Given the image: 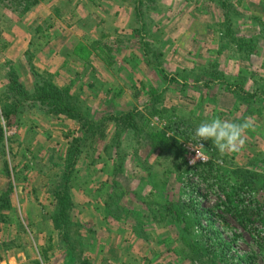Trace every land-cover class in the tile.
I'll return each instance as SVG.
<instances>
[{"label": "rangeland", "instance_id": "374dc122", "mask_svg": "<svg viewBox=\"0 0 264 264\" xmlns=\"http://www.w3.org/2000/svg\"><path fill=\"white\" fill-rule=\"evenodd\" d=\"M229 1L234 13L208 0H157L161 13L151 15L158 26L154 29L158 48L163 51L168 77L177 76L178 83L165 82L163 75L144 63L140 38L132 34L137 25L128 0H45L24 14L15 5L0 1V93L8 85L10 67H15L22 82L32 89V67L57 75L60 87L70 86L71 94L91 111L92 118L133 107L149 116L147 124L139 123V134L125 132L119 137L118 152L125 164L115 178L124 187L119 201L133 212L130 217L125 218L121 211L120 219L108 218L107 193H103L104 186L101 190L108 182L111 192L114 180L109 173H113L115 161L107 158L105 151V138L114 134V124L107 125L103 137L88 144L78 158L71 188L75 221L96 240L81 263L67 257L61 246L50 219L54 200L49 192L57 187L55 180L61 179L72 139L81 134L79 124L32 107L18 124L6 129V150L0 152V195L13 186V204L5 212L10 221L0 225V264H192L196 260L193 238L197 235L189 239L191 243L185 242L174 226L150 223L144 215L143 239L134 231V219L142 216L144 204L155 192L150 179L158 185L165 183L167 203L194 199L203 210H211L225 197L217 186L212 188L210 182L193 174L198 167L214 162V167L229 172L242 167L264 173V113L263 117L252 113L253 107L249 110L234 93L235 87L228 84L242 83L245 90L252 91L264 82V0ZM234 37L254 38L256 53L240 55ZM94 42H100L99 50L91 49ZM26 52L33 55L32 60ZM100 52L103 55H98ZM97 56L106 57L113 65L104 64ZM88 60L91 65H85ZM215 63L227 81L207 85L202 66L209 68ZM90 83L94 86L89 87ZM151 88L163 93L160 110L176 111L163 118L151 116L146 108ZM216 117L251 122L244 146L223 155L216 149L214 157L208 151L211 145L202 141L206 160L193 161V130L201 121ZM168 122L175 123L177 130L165 129ZM164 136L176 138L185 147L183 158L166 142L162 144ZM222 210L218 214L226 223L217 220L207 229V213L201 218L202 227L193 226L194 231L203 232L215 243L223 240L231 244L226 264H241L255 253L258 258L253 264H264L251 231Z\"/></svg>", "mask_w": 264, "mask_h": 264}, {"label": "trees", "instance_id": "16d2710c", "mask_svg": "<svg viewBox=\"0 0 264 264\" xmlns=\"http://www.w3.org/2000/svg\"><path fill=\"white\" fill-rule=\"evenodd\" d=\"M0 1L8 3L12 7L15 5V9H21L24 14L43 3L45 0ZM128 1L130 2V7L133 9V15L137 25V27L133 28L132 34L133 37L140 38L138 43L143 49L142 56L144 63L153 71L155 70L157 73L163 75V80L165 82L170 80L169 82L171 83H178L176 80L177 76L168 77V72L164 69V61L162 60L163 51L158 48L159 38L156 37L157 31L154 30L157 29L158 26L151 15L153 13L157 15L161 13L160 9L158 10L156 6L157 0ZM208 1L214 2L219 8L226 12L228 11V13L232 11L231 7L233 4L229 0ZM239 4L241 3L239 2ZM232 12L234 13V11ZM228 23L229 20L226 24ZM261 33L264 34V24H262ZM233 41L240 55L252 56L258 49L254 38L245 39L234 37ZM98 45H100V42H94L91 45V49L99 50ZM98 55L101 56L103 54L100 52ZM26 56L33 57L30 52H26ZM100 56L97 57L101 58ZM105 58L104 60L101 58V60L105 62L104 64L113 65L112 62L108 59L105 60ZM85 65H91V61L89 62L88 60V62H85ZM202 67L204 69V75L208 77V80H205L207 85H209L211 81H227L226 76L218 70V65L216 63L212 64L211 67H209L211 70L208 71L207 69L209 68L205 66ZM31 74L34 76V84L33 88L30 90L22 82L21 75L15 67H10L6 74L8 85L5 91L0 93V152L4 154L6 150V129H10L18 124V121L23 118L25 111L29 108H37L44 115L65 116L79 124L81 134L79 138L72 139L67 151L64 170L61 176H59L61 179L55 180L57 182V187L49 192L52 193V198L54 200L50 219L52 220L54 229L57 231L61 246L65 249L67 257L81 263L87 251L92 250L95 246L96 240L91 237V235H86L85 232H82V225L75 221V203L71 188L78 171L76 170L78 158L83 153L84 149H88V144L91 145L92 141L95 142L98 137H103L107 130V125H110V123L114 124V134L109 138L107 135L105 138L107 140L105 144L107 158H110L111 161H115V169L113 173H109L113 176L114 180L111 183V192H108V182L102 185L101 190L104 186L105 190H103V193L104 195L107 193L105 195L107 198H104L106 199L104 205L108 218L113 217L115 219H120L122 213H124L125 218H127V216L130 217L133 212L120 204L122 196L119 195V191H122L124 187H120L119 181L115 178L118 173H122L125 164L124 157L119 155L118 152L122 144L119 137L121 133L125 132L139 134V123L141 122L143 125L147 124L149 122V116H145L142 110L133 107L127 111L118 110L115 111V113L112 112L98 119L92 118L91 111L78 100L77 96L71 94L70 86H58L57 75L46 71L41 73L37 70L35 71L32 67ZM92 78L96 80L94 75ZM235 83L236 85L233 81L228 84L235 87L234 93L238 99L247 103L249 110H252L253 107L252 113H257L259 116L263 117L264 82L258 83L252 91L245 90L242 83ZM92 86H94V84L90 83L89 87ZM162 94L163 93L159 91L158 88H151L148 102L146 103V108L150 111L151 116L158 115L160 118H163L166 117L167 113H170V111H176V108L168 109L164 107L161 110L158 108V104L164 102V96ZM168 123L165 129H170L171 131L177 130L175 129V123ZM165 142L172 148L174 154L177 155L178 158H183L186 152V150H184L185 147L183 148L176 138H167L164 136L162 144ZM207 142L211 145V147L208 146L209 153L216 157L218 154L215 146L210 141ZM119 158L121 161H119ZM214 165V162L205 164L203 168L198 167L196 171H193V174L197 175L203 181L210 182V187L213 188L217 186L219 193L225 197L224 201L216 204L211 210H203L199 206L198 201L194 199H189L185 202L184 198H182V200L178 202L167 203V201L164 200L165 197H167L165 195L167 190V188H165V183H163V185H158L150 179L152 188L155 192L149 197V201H151L144 204L146 209L142 211V216L140 218L136 217V220L134 219L136 223L134 231L137 236L143 239L144 236L146 237L143 229V219H145L144 215H146L150 223L155 221L164 225L174 226L185 242L191 243L189 239L197 235L195 240L193 238V244L196 245L198 252L195 258L196 260L192 261V264H226L227 258H229V252L226 251L231 250V244L223 240H219V242L215 243L210 238H207L203 232L198 234L192 228L193 226L202 227L201 218L207 213H209V217L205 219L210 223L207 229H210L211 225L216 223L217 220L226 223L224 216L218 214V212L223 209L222 211L224 213L234 217L238 224L245 230L251 231L255 245H257L264 256V173L242 167H236L229 172L226 169L220 170L217 166L214 167ZM5 166H7L6 162ZM12 193L13 186H10L8 191L0 195V225L10 221L8 216L5 215V212L12 208ZM255 225H257V227H255ZM87 232L89 231L87 230ZM191 256L192 255H189L188 257L190 258ZM257 258L258 255L256 253L252 254L249 259L242 261L243 263L241 264H253Z\"/></svg>", "mask_w": 264, "mask_h": 264}, {"label": "clouds", "instance_id": "9594fccd", "mask_svg": "<svg viewBox=\"0 0 264 264\" xmlns=\"http://www.w3.org/2000/svg\"><path fill=\"white\" fill-rule=\"evenodd\" d=\"M251 127L248 120L237 123L216 117L201 121L193 130V161L203 159L201 149L205 147L202 141H210L222 155L240 151L245 144L244 134Z\"/></svg>", "mask_w": 264, "mask_h": 264}, {"label": "built area", "instance_id": "2783aa9c", "mask_svg": "<svg viewBox=\"0 0 264 264\" xmlns=\"http://www.w3.org/2000/svg\"><path fill=\"white\" fill-rule=\"evenodd\" d=\"M195 152V151H194ZM201 152H202V149H201ZM199 161H205L206 160V158L204 157V155H203V159L202 160H200V159H198ZM192 164V163H191Z\"/></svg>", "mask_w": 264, "mask_h": 264}]
</instances>
